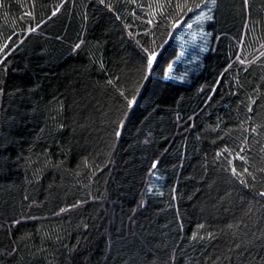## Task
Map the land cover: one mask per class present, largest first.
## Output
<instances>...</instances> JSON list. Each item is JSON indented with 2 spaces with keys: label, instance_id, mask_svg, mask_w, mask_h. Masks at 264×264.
<instances>
[{
  "label": "trees",
  "instance_id": "obj_1",
  "mask_svg": "<svg viewBox=\"0 0 264 264\" xmlns=\"http://www.w3.org/2000/svg\"><path fill=\"white\" fill-rule=\"evenodd\" d=\"M0 264H264V0H0Z\"/></svg>",
  "mask_w": 264,
  "mask_h": 264
},
{
  "label": "rangeland",
  "instance_id": "obj_2",
  "mask_svg": "<svg viewBox=\"0 0 264 264\" xmlns=\"http://www.w3.org/2000/svg\"><path fill=\"white\" fill-rule=\"evenodd\" d=\"M201 18H203V14L197 17V20H201ZM188 33L190 35V40L195 43L196 42L198 43L199 40L203 37V32L200 30V28L195 27V26H191Z\"/></svg>",
  "mask_w": 264,
  "mask_h": 264
},
{
  "label": "snow or ice",
  "instance_id": "obj_3",
  "mask_svg": "<svg viewBox=\"0 0 264 264\" xmlns=\"http://www.w3.org/2000/svg\"><path fill=\"white\" fill-rule=\"evenodd\" d=\"M212 2L213 3H215V0H212ZM177 7L179 8V7H181L180 5H177ZM210 18V17H209ZM77 47H78V45H77ZM154 59V56H152V55H150L149 56V60H148V64H149V67L151 66V64H152V60ZM109 83H112V81H109ZM121 95H123V93H121ZM130 103H131V101H130ZM233 172L235 173V169H233Z\"/></svg>",
  "mask_w": 264,
  "mask_h": 264
}]
</instances>
